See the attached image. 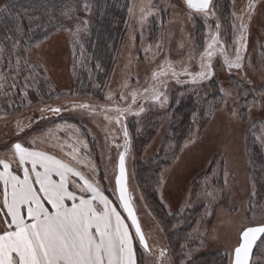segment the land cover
Returning <instances> with one entry per match:
<instances>
[{"label": "rangeland", "instance_id": "374dc122", "mask_svg": "<svg viewBox=\"0 0 264 264\" xmlns=\"http://www.w3.org/2000/svg\"><path fill=\"white\" fill-rule=\"evenodd\" d=\"M225 1L212 0L207 11L195 12L183 0H128L126 33L104 85L97 82L85 51L93 15L64 14L56 31L30 45L0 35V157L21 178L23 169L11 156L15 143L78 170L119 213L136 264H173L165 232L141 195L136 173L138 159L148 161L159 153L172 97L176 104L190 98L199 106L192 131L162 168L158 188L167 213L202 209L190 235L196 243L190 257L221 252L230 264L240 231L264 223V187L251 173L258 154L264 177V0ZM6 2L0 0V15ZM21 22L26 24L24 17ZM230 62L240 67H229ZM202 71L204 78L198 75ZM131 123L136 134L158 124L139 155ZM121 153L148 250L139 244L116 196ZM73 183L82 185L79 177H70V190L91 198ZM2 193L0 183V219H5ZM252 264L264 261L255 258Z\"/></svg>", "mask_w": 264, "mask_h": 264}, {"label": "snow or ice", "instance_id": "6c2138e0", "mask_svg": "<svg viewBox=\"0 0 264 264\" xmlns=\"http://www.w3.org/2000/svg\"><path fill=\"white\" fill-rule=\"evenodd\" d=\"M186 3L197 11H205L209 6V0H186ZM206 54L211 57L212 52ZM236 59H240L239 55ZM229 67L239 68L240 64L230 62ZM163 74L161 69L159 75ZM157 75L154 72L153 78ZM173 75H176L174 71ZM198 75L204 78L206 73L202 71ZM11 156L24 175L23 178L16 175L11 162L0 158L2 206L6 209L3 213L6 218L0 219V264H136L132 239L119 213L78 170L21 143L12 145ZM26 164H31V168L25 167ZM70 177L83 181L82 185L73 183L72 187L91 192L90 199L77 197L70 190ZM123 177L124 154L121 153L120 174L116 178L121 205L132 219L140 243L147 248L126 198ZM66 201L73 203L68 206ZM94 201L102 204L103 209H98ZM262 238L264 224L243 228L232 264H250L253 247Z\"/></svg>", "mask_w": 264, "mask_h": 264}, {"label": "trees", "instance_id": "16d2710c", "mask_svg": "<svg viewBox=\"0 0 264 264\" xmlns=\"http://www.w3.org/2000/svg\"><path fill=\"white\" fill-rule=\"evenodd\" d=\"M226 4L227 0L224 2V5ZM4 8L0 15V35L8 34L15 37L23 46L41 41L56 31L61 26L64 14L93 15L94 20L85 40V51L96 72L97 82L104 85L126 33L128 0H9ZM22 17H24L25 25L21 22ZM80 77L87 79L88 75L82 72ZM85 93H89V87ZM198 108L197 102L190 98L176 104L172 97L169 106L170 124L164 133L159 153L148 161L138 159L136 162L137 184L141 195L162 225L173 264H226V257L221 252L199 253L190 257V253L196 248V243L191 242L190 235L202 214L200 207L170 214L158 198L162 168L174 158L179 145L192 131V118ZM134 126L135 124L131 123L129 128L134 150L139 155L154 135L158 124H149L139 134L134 132ZM33 131L34 128L25 134ZM254 157V163L252 162L251 165L252 178L263 190L262 161L258 154ZM255 258H260L261 262L264 261V238L256 245L251 264Z\"/></svg>", "mask_w": 264, "mask_h": 264}, {"label": "water", "instance_id": "95a60500", "mask_svg": "<svg viewBox=\"0 0 264 264\" xmlns=\"http://www.w3.org/2000/svg\"><path fill=\"white\" fill-rule=\"evenodd\" d=\"M183 1H184L185 5L188 7V5H187V3H186V0H183ZM211 2H212V0H209V6H210ZM209 6H208V8H209ZM188 8H189V7H188ZM208 8H207L205 11H207ZM189 9L192 10V11H195V12H204V11H197V10H195V9H191V8H189ZM120 155H121V154H120ZM120 155H119L118 160H117V172H116L115 181H114V183H115V192H116V196H117L118 202H119V204H120V207H121L123 213L125 214L126 218L128 219V221H129V223H130V225H131V227H132V229H133V231H134V233H135V235H136V228H135V226H133V224H132V219L129 217L128 212L125 211L124 207L121 205V201H120V192L117 190L116 178H117V176L120 174ZM122 185H123L124 188L126 189V198H127L128 202H129V204H130L131 210H132V212L134 213V216H135V218H136V220H137V222H138V224H139V227H140V229H141V226H140L139 219H138V217H137V214H136L135 208H134V206H133V204H132V202H131V199H130L129 188H128V173H127L126 164H125V157H124V177L122 178ZM262 224H264V223H262ZM259 225H261V224H259ZM259 225H253V226H248V227H256V226H259ZM141 232H142V234H143V236H144V233H143L142 229H141ZM136 237H137V239H138V241H139V244H140L145 250H148V245H147V241H146L145 236H144V238H145V243H146V245H147V248H145L144 245H142V244L140 243V239H139V237H138L137 235H136ZM259 241H260V240L257 241L256 245L258 244ZM256 245L253 247V251H254ZM253 251H252V254H253ZM252 254H251V258H250V264H251V260H252ZM233 259H234V250H233L232 259H231V263H230V264H232Z\"/></svg>", "mask_w": 264, "mask_h": 264}, {"label": "crops", "instance_id": "0c3cea01", "mask_svg": "<svg viewBox=\"0 0 264 264\" xmlns=\"http://www.w3.org/2000/svg\"><path fill=\"white\" fill-rule=\"evenodd\" d=\"M4 157V155H2L0 158H3ZM11 166H12V164H11ZM0 167H2V166H0ZM0 171H2L1 169H0ZM13 171V170H12ZM19 176H22V175H19Z\"/></svg>", "mask_w": 264, "mask_h": 264}]
</instances>
